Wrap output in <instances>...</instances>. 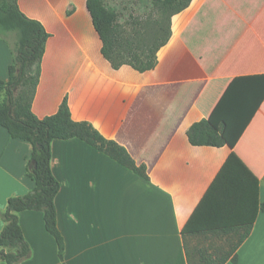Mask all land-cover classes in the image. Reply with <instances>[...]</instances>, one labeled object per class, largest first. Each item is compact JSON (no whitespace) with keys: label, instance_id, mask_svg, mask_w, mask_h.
I'll return each mask as SVG.
<instances>
[{"label":"crops","instance_id":"0c3cea01","mask_svg":"<svg viewBox=\"0 0 264 264\" xmlns=\"http://www.w3.org/2000/svg\"><path fill=\"white\" fill-rule=\"evenodd\" d=\"M19 6L50 35L35 115L56 113L67 97L75 121L125 147L148 176L82 139L53 140L64 263L189 264L184 235L250 224L237 262L226 264H264V0H192L146 71L105 58L87 0ZM12 62L0 38V78ZM201 119L222 128L224 146L191 144ZM32 151L0 125V232L8 199L35 187ZM18 216L31 253L15 264H62L43 212Z\"/></svg>","mask_w":264,"mask_h":264},{"label":"trees","instance_id":"16d2710c","mask_svg":"<svg viewBox=\"0 0 264 264\" xmlns=\"http://www.w3.org/2000/svg\"><path fill=\"white\" fill-rule=\"evenodd\" d=\"M157 18L135 21L129 27L118 21V13L108 11L104 0H87L88 9L103 42L102 53L116 69L130 65L139 71L155 67L157 53L170 39L172 17L189 6L192 0H152ZM49 33L44 25L20 9L19 0H0V38L11 48L13 62L8 79L0 78V125L10 136L29 141L33 146L27 176L35 182L32 191L8 199L3 213L5 226L0 232V261L15 264L29 256L31 246L19 222V212L38 210L44 214L45 227L55 238L58 255L64 263L65 240L58 227L55 198L61 184L52 167V142L55 139L79 138L104 152L120 164L147 178L144 166H138L125 147L105 138L86 121L72 118L67 97L58 111L39 118L32 103L41 76V65ZM191 144L225 145L223 130L207 119L194 122L188 129ZM264 209V202L262 204ZM252 225L224 227L184 235L189 264H226L237 262V251L249 237Z\"/></svg>","mask_w":264,"mask_h":264},{"label":"rangeland","instance_id":"374dc122","mask_svg":"<svg viewBox=\"0 0 264 264\" xmlns=\"http://www.w3.org/2000/svg\"><path fill=\"white\" fill-rule=\"evenodd\" d=\"M104 7L108 11L118 13V21L122 24L129 25L135 21L144 22L150 17L157 18V13L152 0H104Z\"/></svg>","mask_w":264,"mask_h":264}]
</instances>
